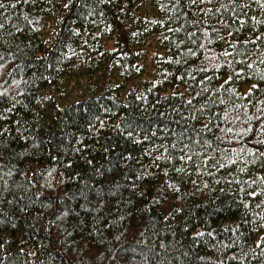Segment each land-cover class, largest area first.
<instances>
[{"label":"trees","instance_id":"1","mask_svg":"<svg viewBox=\"0 0 264 264\" xmlns=\"http://www.w3.org/2000/svg\"><path fill=\"white\" fill-rule=\"evenodd\" d=\"M259 141L264 0H0V264H264Z\"/></svg>","mask_w":264,"mask_h":264},{"label":"rangeland","instance_id":"2","mask_svg":"<svg viewBox=\"0 0 264 264\" xmlns=\"http://www.w3.org/2000/svg\"><path fill=\"white\" fill-rule=\"evenodd\" d=\"M93 86V84L83 82L79 88L75 83H71L66 87L59 88L54 94L52 93V95L57 100L58 106H65L91 95V89ZM47 92L48 88L43 91L42 95L45 96Z\"/></svg>","mask_w":264,"mask_h":264},{"label":"snow or ice","instance_id":"3","mask_svg":"<svg viewBox=\"0 0 264 264\" xmlns=\"http://www.w3.org/2000/svg\"><path fill=\"white\" fill-rule=\"evenodd\" d=\"M194 2H195V0H193V3H194ZM65 7H67V5H65ZM257 39H259V37H257ZM225 54H226V55H229V53H225ZM226 82H227V81H226ZM255 87H256V85H253V88H255ZM205 128H206L208 131H211V128H209L207 124L205 125ZM228 131L231 132V129H228ZM249 131H250V129H249ZM129 135H130V134H129ZM259 143H264V141H259ZM260 155H261V156H264V152H261ZM157 159H159V157H157ZM189 159H191V157H189ZM68 167H71V164H69ZM180 171H182V169H180ZM252 195L255 196L256 193H252ZM197 235L202 236L203 233H197ZM209 235H210V234H209Z\"/></svg>","mask_w":264,"mask_h":264}]
</instances>
